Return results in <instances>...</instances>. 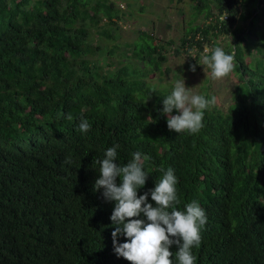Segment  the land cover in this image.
<instances>
[{
    "label": "trees",
    "instance_id": "1",
    "mask_svg": "<svg viewBox=\"0 0 264 264\" xmlns=\"http://www.w3.org/2000/svg\"><path fill=\"white\" fill-rule=\"evenodd\" d=\"M188 2L201 27L157 46L140 31L132 55L152 73L162 45L178 54L194 47L198 59L231 40L225 52L240 81L224 111H204L194 135L167 128L168 94L156 95L144 70L126 65L109 75L94 66L100 49L90 30L116 24L111 3L0 0V264H128L113 249L114 203L93 191L96 161L117 144L120 165L137 151L150 157L137 197L171 167L177 207L196 201L205 211L196 264H264V0ZM82 119L87 133L78 131Z\"/></svg>",
    "mask_w": 264,
    "mask_h": 264
},
{
    "label": "clouds",
    "instance_id": "2",
    "mask_svg": "<svg viewBox=\"0 0 264 264\" xmlns=\"http://www.w3.org/2000/svg\"><path fill=\"white\" fill-rule=\"evenodd\" d=\"M225 19V16L221 17V20ZM191 50L186 54L195 61L196 50L194 47ZM209 52L210 55H203ZM203 53L197 60L210 70L213 80L225 78L234 70V55L227 54L222 47L204 48ZM190 71L194 72L195 66H190ZM190 89L181 78L162 101L161 114L167 117V128L178 134L199 133L204 127V111L216 103L215 97L207 99ZM173 110L178 114L171 115ZM67 118L72 119L71 115ZM90 128L86 119L78 124L81 133H87ZM119 147L117 144L108 148L104 158L96 161L99 178L93 187V191L103 189L104 200L114 203L110 220L115 226L111 233L115 254L128 264H174L173 255L175 264H196L192 249L201 243V230L207 223L205 211L196 201L184 205L183 210L177 207L181 202L177 195V178L171 167L161 168L163 175L154 188L137 197L138 189L145 185L149 176L144 171V162L150 157L137 151L127 164L120 165L117 163ZM149 196L152 203L147 202ZM141 216L144 219H140ZM119 236L125 237L126 242L117 244ZM172 246L176 248L174 253L170 251Z\"/></svg>",
    "mask_w": 264,
    "mask_h": 264
},
{
    "label": "rangeland",
    "instance_id": "3",
    "mask_svg": "<svg viewBox=\"0 0 264 264\" xmlns=\"http://www.w3.org/2000/svg\"><path fill=\"white\" fill-rule=\"evenodd\" d=\"M111 3L118 19L116 24H104L102 20L99 28L90 30L91 47L100 50L91 56L94 66H99L102 73L111 75L116 69L129 65L144 70L145 82L156 95H169L175 82L181 78L185 87L191 88L194 94L204 95L205 98H216L212 108L225 110L231 100V91L240 81V76L232 71L227 77L213 80L210 70L201 65L199 60L193 61L186 53L178 54L172 50V45H162L161 55L164 59L159 63V70L149 73L148 67L138 64L132 51L139 42V32L147 33L154 41L153 45L172 41L176 44L189 26L203 25L202 14L195 15L188 0H105ZM95 4L94 6H96ZM99 29L108 32L109 39L98 36ZM97 33V32H96ZM178 44V43H177ZM231 40L226 37L218 46L224 51ZM253 46L248 53L253 52ZM180 52V51H179ZM247 51L244 50L243 62L247 61ZM196 59V58H195ZM157 61V59H156ZM195 66V71H190ZM129 69V70H130ZM196 86V87H195ZM210 107V108H211ZM178 113L173 110L171 115Z\"/></svg>",
    "mask_w": 264,
    "mask_h": 264
},
{
    "label": "built area",
    "instance_id": "4",
    "mask_svg": "<svg viewBox=\"0 0 264 264\" xmlns=\"http://www.w3.org/2000/svg\"><path fill=\"white\" fill-rule=\"evenodd\" d=\"M192 52V50H189L187 53H191Z\"/></svg>",
    "mask_w": 264,
    "mask_h": 264
}]
</instances>
